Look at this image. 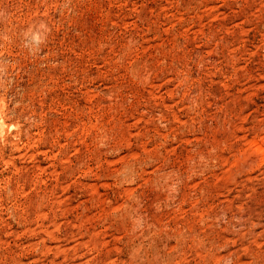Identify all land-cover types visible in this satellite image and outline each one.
Masks as SVG:
<instances>
[{
	"label": "rangeland",
	"instance_id": "374dc122",
	"mask_svg": "<svg viewBox=\"0 0 264 264\" xmlns=\"http://www.w3.org/2000/svg\"><path fill=\"white\" fill-rule=\"evenodd\" d=\"M0 264H264V0H0Z\"/></svg>",
	"mask_w": 264,
	"mask_h": 264
}]
</instances>
